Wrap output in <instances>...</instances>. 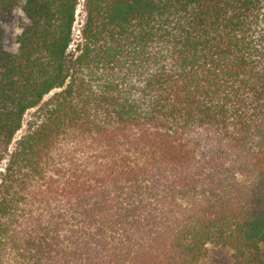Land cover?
<instances>
[{"label":"trees","instance_id":"obj_1","mask_svg":"<svg viewBox=\"0 0 264 264\" xmlns=\"http://www.w3.org/2000/svg\"><path fill=\"white\" fill-rule=\"evenodd\" d=\"M78 5L0 0V264H264V0Z\"/></svg>","mask_w":264,"mask_h":264},{"label":"rangeland","instance_id":"obj_2","mask_svg":"<svg viewBox=\"0 0 264 264\" xmlns=\"http://www.w3.org/2000/svg\"><path fill=\"white\" fill-rule=\"evenodd\" d=\"M77 21H76V29H80L84 22L86 21V9H85V0H79V5L77 6ZM6 29L8 31L18 32V27L16 23H11L6 25ZM17 45H13L11 49L16 50ZM31 110L26 118L28 119L31 115ZM25 126L17 133L16 138H19L23 133ZM234 256L233 250L227 246L214 245L209 244L206 255L202 259L200 264H233Z\"/></svg>","mask_w":264,"mask_h":264},{"label":"built area","instance_id":"obj_3","mask_svg":"<svg viewBox=\"0 0 264 264\" xmlns=\"http://www.w3.org/2000/svg\"><path fill=\"white\" fill-rule=\"evenodd\" d=\"M77 21V20H76ZM84 24H85V22H84ZM83 24V25H84ZM83 25H82V27L80 28V29H76V24H75V37H79L80 36V33H81V30H82V28H83Z\"/></svg>","mask_w":264,"mask_h":264}]
</instances>
